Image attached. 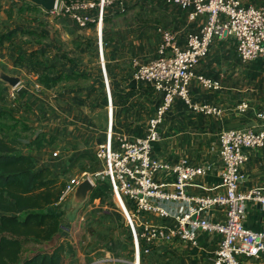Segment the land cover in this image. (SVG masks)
I'll list each match as a JSON object with an SVG mask.
<instances>
[{"label":"crops","instance_id":"obj_1","mask_svg":"<svg viewBox=\"0 0 264 264\" xmlns=\"http://www.w3.org/2000/svg\"><path fill=\"white\" fill-rule=\"evenodd\" d=\"M74 1L89 3L88 8L78 11L93 20L85 28H79L63 9L46 12L24 0H0V72L20 81L15 88L5 84L6 106L0 113L7 114L0 117L1 136L17 140L18 152L30 156L37 169L47 168L65 182L87 173L88 160L94 159L95 148L106 138L109 117L103 67L111 91L112 131L129 140L141 137L162 95L140 81L134 89L127 88L137 67L157 58L161 31L171 33L177 46L184 47L186 35L198 33L206 21L205 16L191 20L188 9L164 0ZM241 2L264 5V0ZM193 73L218 81L220 88L208 90L192 80L188 88L191 102L219 108L223 113L220 117L193 113L175 99L158 127L159 139L152 144L151 158L168 165L184 161L202 167L205 176L194 179L187 195L213 196L222 193L218 134L228 129H257V116L264 113V60L242 63L231 38L215 37L207 57ZM242 102L248 108L239 112L237 106ZM245 153L248 160L240 169L238 183L241 193L264 186V152L248 149ZM154 180L167 185L173 181L162 171ZM171 190L170 186L164 188ZM158 204L172 215L189 207L184 202ZM202 217L222 222L223 209L215 207ZM144 219L157 226L172 224L152 214ZM118 222L127 230L130 252L121 245L115 257L108 252L107 242L98 245V239L91 237L80 251L77 241L71 239L72 230L61 221L63 231L52 242L24 246L20 260L47 251L59 237H67L74 252L64 255L62 264H132L130 233L125 221ZM243 224L253 231L264 228V212L257 203H246ZM219 240L218 234L198 231L195 246L178 239L159 241L141 264H157L158 258L163 264H211ZM259 262L251 260L249 264Z\"/></svg>","mask_w":264,"mask_h":264},{"label":"built area","instance_id":"obj_2","mask_svg":"<svg viewBox=\"0 0 264 264\" xmlns=\"http://www.w3.org/2000/svg\"><path fill=\"white\" fill-rule=\"evenodd\" d=\"M164 2L188 9L191 20L205 16L204 25L198 33L186 35L184 47L177 46L171 33L161 31L162 41L157 49V58L137 67L134 79L149 85L162 95L161 104L148 120L145 134L141 137L129 140L112 131L109 81L103 67L109 121L106 138L94 151V159L102 166V170L92 175L83 173L81 179H70L66 182L61 199L72 194L84 179L91 183V177L106 179L130 233L133 245L132 264H141V255L148 254L151 246L159 241L178 239L195 246L198 231L220 236L211 264H249L251 260H260L259 264H264V228L253 231L243 224L247 202L257 203L264 212V186L247 193L238 191L240 169L248 160L245 151L259 149L264 152V113L257 116L259 121L257 129H228L218 134L221 164L219 187L222 188V193L190 197L187 195V188L194 185L195 178L205 176L206 171L200 166L189 165L184 161L168 165L151 158L152 144L159 139L158 127L175 99L180 100L193 113L213 117L222 115L223 111L219 108L191 102L188 90L192 80L208 90L220 88L218 81L195 76L193 73L199 62L207 57L215 37L231 38L235 44V53L242 63L257 58L264 60V5L259 7L245 5L241 0H164ZM88 6L75 1L70 6L62 8L79 28H85L93 20L79 14L78 11L85 10ZM57 9L56 4L54 11ZM247 108L248 104L242 102L237 106V111L244 112ZM159 171L172 177L170 185L154 180V175ZM166 186H170L172 190L164 191ZM158 202H184L188 203L189 207L182 214L172 215ZM215 207L223 209L222 222H210L202 217L204 212ZM146 214L170 220L172 224L169 226L151 224L144 219Z\"/></svg>","mask_w":264,"mask_h":264},{"label":"trees","instance_id":"obj_3","mask_svg":"<svg viewBox=\"0 0 264 264\" xmlns=\"http://www.w3.org/2000/svg\"><path fill=\"white\" fill-rule=\"evenodd\" d=\"M5 91L6 85L0 81V109L6 106ZM5 114L1 112L0 117ZM18 144L4 139L0 128V264H62L64 255L74 252L67 237H59L47 251L20 260L24 246L52 242L60 232L56 206L66 182L47 168L37 169L30 156L18 152ZM97 180L111 192L106 179ZM93 193L98 194L95 188Z\"/></svg>","mask_w":264,"mask_h":264},{"label":"rangeland","instance_id":"obj_4","mask_svg":"<svg viewBox=\"0 0 264 264\" xmlns=\"http://www.w3.org/2000/svg\"><path fill=\"white\" fill-rule=\"evenodd\" d=\"M73 3H75L74 0L64 3L57 1V6L59 11H61L63 6H70ZM82 3L89 4L88 2ZM104 88L106 91L105 86ZM86 166L87 167L85 170L89 175L102 170V166L99 163L97 164L95 159H89ZM91 178L93 189L95 188L98 194L95 195L91 192L87 196L85 202L79 206L73 203V193L70 195H65L56 206V210L61 217L60 220L68 224L69 228L72 230L71 235L73 237H71V239L74 238L77 241L80 251H83V242H86L88 237H91V240H95L96 238L98 239V241L95 240L98 245L100 241L102 242V245L107 242L108 252L115 257L118 252V248L121 245H126V252H130V243L127 230L118 222V220L124 221L119 205L114 200L110 190L107 188L104 182L98 181L97 178L94 177ZM63 226L65 227V225ZM62 231L63 230H60V232ZM151 255L152 253L149 256ZM146 256L147 255L144 254L141 255V263H143V260ZM129 258L131 261V257H128V259ZM156 262L157 264H163V261L159 258Z\"/></svg>","mask_w":264,"mask_h":264},{"label":"water","instance_id":"obj_5","mask_svg":"<svg viewBox=\"0 0 264 264\" xmlns=\"http://www.w3.org/2000/svg\"><path fill=\"white\" fill-rule=\"evenodd\" d=\"M26 2H29L41 9H43L46 12H52L55 9L56 0H24ZM0 81L5 83L10 88H15L19 84V79L17 77L8 76L4 74L3 72H0ZM136 80L133 79L127 86L128 89H134L136 87ZM93 190V184L88 180L84 179L82 180L75 188L73 194H74V200L73 203H75L77 206L83 204L87 198V196L92 192Z\"/></svg>","mask_w":264,"mask_h":264}]
</instances>
